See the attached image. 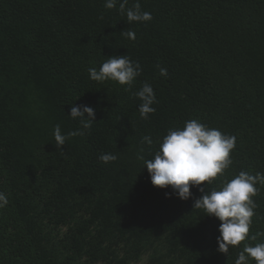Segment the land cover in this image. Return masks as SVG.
Returning a JSON list of instances; mask_svg holds the SVG:
<instances>
[{
	"label": "trees",
	"instance_id": "16d2710c",
	"mask_svg": "<svg viewBox=\"0 0 264 264\" xmlns=\"http://www.w3.org/2000/svg\"><path fill=\"white\" fill-rule=\"evenodd\" d=\"M139 3L150 21L129 23L119 0H0V264H235L245 244L264 242L218 251L220 221L193 207L206 182L181 200L144 167L169 129L196 119L236 138L205 192L264 173V0ZM113 55L141 65L131 90L90 79ZM144 83L158 101L147 119L133 95ZM74 105L94 108L90 129L68 115ZM56 125L84 134L61 151ZM107 153L117 159L103 163ZM256 187L250 236L264 233Z\"/></svg>",
	"mask_w": 264,
	"mask_h": 264
},
{
	"label": "clouds",
	"instance_id": "9594fccd",
	"mask_svg": "<svg viewBox=\"0 0 264 264\" xmlns=\"http://www.w3.org/2000/svg\"><path fill=\"white\" fill-rule=\"evenodd\" d=\"M118 0H105V8L112 9L117 6ZM129 0H119V11L126 14L127 21L147 22L152 19L151 13L143 11L139 0H135L131 7H127ZM130 39H135V33L125 32ZM142 71L138 62L132 61L126 55H113L104 61L99 69H88L90 79L103 82L112 80L125 90H131L133 83ZM161 76H167V69H160ZM141 103L138 107L140 116L147 119L149 114L155 112L153 105L158 103L153 87L144 83L142 87L133 93ZM68 115L72 119H79L83 130L91 128L95 121V110L88 105H74L70 107ZM83 131H72L67 135L62 134L59 125L54 127L53 136L56 148L61 150L66 140L71 136L83 135ZM152 145L150 136L142 138V144ZM236 138L222 133L219 129L210 128L196 119L184 122L182 128L169 129L159 142V148L154 158L145 160L144 164L149 173L153 186L160 188L170 187L171 193L181 200L188 199L192 193V186L201 185L199 190L203 193L194 200L193 207L202 209L206 215L216 217L219 236L217 237L218 251L227 254L230 246H239L246 240L256 241L258 236L264 233L249 235L254 216L256 203L253 197L259 189L257 183L264 184V173L252 175L246 171H240L232 179L223 181L218 190L205 192L207 184H211L218 175L222 176L232 164L230 153L235 148ZM141 148V152H143ZM62 151V150H61ZM144 159L143 155L139 157ZM99 159L103 163L115 161V154H101ZM9 203L5 193L0 192V208ZM251 260L255 264H264V242L245 244L243 250L238 252L235 264H249Z\"/></svg>",
	"mask_w": 264,
	"mask_h": 264
},
{
	"label": "rangeland",
	"instance_id": "374dc122",
	"mask_svg": "<svg viewBox=\"0 0 264 264\" xmlns=\"http://www.w3.org/2000/svg\"><path fill=\"white\" fill-rule=\"evenodd\" d=\"M136 264H143V263H141V262H138V263H136Z\"/></svg>",
	"mask_w": 264,
	"mask_h": 264
}]
</instances>
